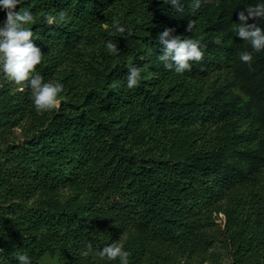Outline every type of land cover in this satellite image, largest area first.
Returning a JSON list of instances; mask_svg holds the SVG:
<instances>
[{"label":"trees","instance_id":"1","mask_svg":"<svg viewBox=\"0 0 264 264\" xmlns=\"http://www.w3.org/2000/svg\"><path fill=\"white\" fill-rule=\"evenodd\" d=\"M23 2L36 71L64 90L37 112L26 83L0 74V257L106 264L81 253L120 239L129 264H264V50L241 62L252 49L235 30L260 0H181L180 12L169 0ZM61 10L66 21H43ZM166 27L204 46L183 74L157 58Z\"/></svg>","mask_w":264,"mask_h":264},{"label":"clouds","instance_id":"2","mask_svg":"<svg viewBox=\"0 0 264 264\" xmlns=\"http://www.w3.org/2000/svg\"><path fill=\"white\" fill-rule=\"evenodd\" d=\"M23 0H0V12H3L4 20L0 22V74L8 80L16 82L21 89L26 85L31 89V101L37 112L53 110L59 107L64 84L61 81L45 80L36 71V66L42 61L41 48L34 43L36 36L29 25L36 23V14L28 7H20ZM169 3L178 12L183 11L181 0H169ZM198 6V0H197ZM236 36L251 45L252 51L245 49L239 54L241 62L251 64L253 52L264 50V26L259 23V18H264V0L255 5H248L237 13ZM258 18V19H257ZM43 21L49 25L59 24L68 19L64 10L58 13L45 12ZM252 19L255 22L249 23ZM195 21L188 20L186 31L192 32ZM112 29L117 33H124L123 24L113 22ZM174 28L166 27L159 32L156 40L160 45L158 60L162 62L164 69L183 74L192 68V61H200L205 53L204 46L193 37L174 35ZM105 47L112 53L118 54L117 43L112 40L105 42ZM141 67L131 65L126 73V87L135 88L141 79ZM82 255L92 252L106 264L116 261L118 264H129L130 252L124 247L123 242L112 240L103 247L93 249L91 243L86 246ZM15 259L18 264H33L32 257L26 251H17ZM0 264H8L0 257Z\"/></svg>","mask_w":264,"mask_h":264},{"label":"rangeland","instance_id":"3","mask_svg":"<svg viewBox=\"0 0 264 264\" xmlns=\"http://www.w3.org/2000/svg\"><path fill=\"white\" fill-rule=\"evenodd\" d=\"M222 220H219V223H221V222H223L224 221V217L223 216H221L220 217ZM222 264H229V260L226 258H224V262L222 263Z\"/></svg>","mask_w":264,"mask_h":264}]
</instances>
